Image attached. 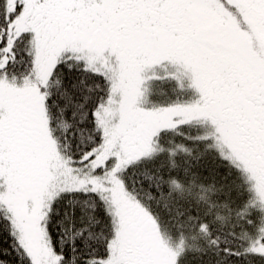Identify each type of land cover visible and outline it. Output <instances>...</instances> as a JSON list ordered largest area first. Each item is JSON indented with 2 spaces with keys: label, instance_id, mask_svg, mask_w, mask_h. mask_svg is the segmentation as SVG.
Instances as JSON below:
<instances>
[{
  "label": "snow or ice",
  "instance_id": "6c2138e0",
  "mask_svg": "<svg viewBox=\"0 0 264 264\" xmlns=\"http://www.w3.org/2000/svg\"><path fill=\"white\" fill-rule=\"evenodd\" d=\"M0 223L19 264H264V0H0Z\"/></svg>",
  "mask_w": 264,
  "mask_h": 264
},
{
  "label": "trees",
  "instance_id": "16d2710c",
  "mask_svg": "<svg viewBox=\"0 0 264 264\" xmlns=\"http://www.w3.org/2000/svg\"><path fill=\"white\" fill-rule=\"evenodd\" d=\"M206 163L210 167H216V164H213L211 158H209ZM226 171L227 169H220L222 174ZM230 179H234V177H230ZM247 196L248 193L243 190L233 191V198L237 204H240L246 200ZM221 215H225V213L222 212ZM221 247L223 248L224 245ZM0 257L4 259L5 264H19V260L13 251V239L8 234L7 227L3 223H0ZM185 264H245V262L243 258H226L224 253L221 252L218 256L215 254L204 255L202 257L190 255L185 261Z\"/></svg>",
  "mask_w": 264,
  "mask_h": 264
}]
</instances>
